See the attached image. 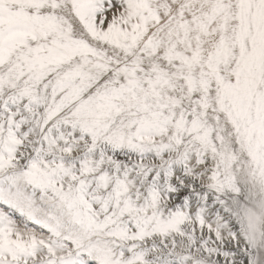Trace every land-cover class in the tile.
Returning <instances> with one entry per match:
<instances>
[{"label": "snow or ice", "instance_id": "snow-or-ice-1", "mask_svg": "<svg viewBox=\"0 0 264 264\" xmlns=\"http://www.w3.org/2000/svg\"><path fill=\"white\" fill-rule=\"evenodd\" d=\"M0 264H264V0H0Z\"/></svg>", "mask_w": 264, "mask_h": 264}]
</instances>
